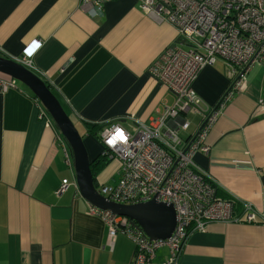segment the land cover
I'll use <instances>...</instances> for the list:
<instances>
[{"label":"crops","instance_id":"obj_1","mask_svg":"<svg viewBox=\"0 0 264 264\" xmlns=\"http://www.w3.org/2000/svg\"><path fill=\"white\" fill-rule=\"evenodd\" d=\"M173 46L191 48L172 25L145 16L137 0H0V52L31 63L74 122L131 128L173 106L174 94L150 75ZM230 88L221 60L193 83L217 112L204 141L209 151L195 162L221 199L252 205L257 222L213 223L191 234L180 264H264V65L226 100ZM32 95L18 83L0 93V264H133V242L89 215L59 132L38 117ZM201 123L196 114L183 140L191 141ZM86 138L94 161L103 149ZM119 170L112 160L98 185H115ZM169 254L160 249L154 264Z\"/></svg>","mask_w":264,"mask_h":264},{"label":"built area","instance_id":"obj_2","mask_svg":"<svg viewBox=\"0 0 264 264\" xmlns=\"http://www.w3.org/2000/svg\"><path fill=\"white\" fill-rule=\"evenodd\" d=\"M137 2L145 16L172 25L191 48L169 47L150 67V75L174 94L173 106H166L149 123L133 121L131 128L120 122L100 124L103 127L98 136L103 153L118 160L120 170L115 185H102L98 191L108 201L122 205L152 200L173 205L177 224L171 238L153 241L127 218L92 206L89 215L103 218L114 233L120 232L134 243L133 264H154L162 248L170 250L163 264H180L182 249L191 234L205 233L213 223L257 222L252 205L221 199L217 187L195 162L199 152L209 151L204 141L217 121V112L206 107L193 83L204 68L221 60L232 95L242 89L247 73L255 65H264V0ZM12 59L32 70L31 63L24 58ZM16 84L0 75V93L15 88ZM259 105L263 110L264 100ZM35 106L38 117L44 119L48 112L36 103ZM188 114L202 115V123L197 136L187 142L181 133L190 127ZM120 131L125 132L127 143H118L115 149L109 147L107 141ZM67 163L71 164L69 159ZM66 189L67 186L61 188Z\"/></svg>","mask_w":264,"mask_h":264},{"label":"water","instance_id":"obj_3","mask_svg":"<svg viewBox=\"0 0 264 264\" xmlns=\"http://www.w3.org/2000/svg\"><path fill=\"white\" fill-rule=\"evenodd\" d=\"M0 75L26 86L48 112L57 129L66 139L72 154L78 192L82 199L103 212H111L114 216L127 218L134 227L143 230L150 240L171 238L177 224L173 205L156 200L137 205H122L108 201L100 194L91 170L93 160L90 159L83 137L46 81L9 56H0Z\"/></svg>","mask_w":264,"mask_h":264},{"label":"trees","instance_id":"obj_4","mask_svg":"<svg viewBox=\"0 0 264 264\" xmlns=\"http://www.w3.org/2000/svg\"><path fill=\"white\" fill-rule=\"evenodd\" d=\"M0 56H3V57H8L7 55L3 54L0 52ZM47 83V82H46ZM47 85L49 86V88L52 90L51 86L47 83ZM53 91V90H52ZM54 93V92H53ZM55 94V93H54ZM58 98V97H57ZM32 99L34 100V102L36 103V105L39 107V108H42L41 104L39 103V101L35 98L34 95H32ZM59 99V98H58ZM60 101V100H59ZM61 102V101H60ZM63 108L65 109V111L67 112V114L69 115L68 111L66 110V107L63 105V103L61 102ZM70 116V115H69ZM71 117V116H70ZM44 119L46 120V122L50 125V127L52 126H55L56 125L54 124L52 118L50 117V115L48 113H46L44 115ZM72 119V117H71ZM72 121L74 122V120L72 119ZM75 124V127L77 128V130L79 131L80 135L83 137V140L86 139L87 136H93L97 141H100V139H98V134H99V130L102 129V126L100 124H91V123H85V124H82V123H79V122H74ZM57 129V127H56ZM58 130V129H57ZM99 131V132H98ZM59 132V130H58ZM59 135L58 138H59V141L60 143L65 147V150H66V153H67V158L66 159H69V161L71 162L70 164V167L72 168V154H71V151H70V147L66 141V139L61 135V133L59 132ZM104 147V146H103ZM104 151V150H103ZM111 159L109 158L108 155H104L101 154L98 158H96L92 165H91V170H92V174L95 178V185L97 187V189L99 190L100 189V186L98 185L97 183V177L106 169V167H108V165L111 163ZM73 169V168H72ZM217 194L218 196H220V192L217 190ZM223 199H226V198H223ZM241 211V210H240Z\"/></svg>","mask_w":264,"mask_h":264},{"label":"clouds","instance_id":"obj_5","mask_svg":"<svg viewBox=\"0 0 264 264\" xmlns=\"http://www.w3.org/2000/svg\"><path fill=\"white\" fill-rule=\"evenodd\" d=\"M101 136H103V133H101ZM118 143H127V136L124 131L117 132L113 138L107 141V145L113 149L116 148Z\"/></svg>","mask_w":264,"mask_h":264},{"label":"rangeland","instance_id":"obj_6","mask_svg":"<svg viewBox=\"0 0 264 264\" xmlns=\"http://www.w3.org/2000/svg\"><path fill=\"white\" fill-rule=\"evenodd\" d=\"M172 48V47H171ZM183 48L185 49V50H189V47L188 46H183ZM18 82V81H17ZM18 85H21V86H24L22 83H20V82H18ZM24 87H26V86H24ZM196 114H188L187 115V117H186V119L189 121V122H192V120H193V118H194V116H195ZM193 123H192V128H193ZM132 132H134V131H132ZM86 139H89V138H86ZM95 143H96V145L94 146V147H96V148H99V146L104 150V147H103V145L100 143V142H98L96 139H95ZM86 145V144H85ZM87 147V146H86ZM72 168H73V161H72ZM134 244V243H133Z\"/></svg>","mask_w":264,"mask_h":264},{"label":"bare ground","instance_id":"obj_7","mask_svg":"<svg viewBox=\"0 0 264 264\" xmlns=\"http://www.w3.org/2000/svg\"><path fill=\"white\" fill-rule=\"evenodd\" d=\"M233 96V94L231 95L230 92L226 93L224 98L227 100L229 98H231Z\"/></svg>","mask_w":264,"mask_h":264},{"label":"snow or ice","instance_id":"obj_8","mask_svg":"<svg viewBox=\"0 0 264 264\" xmlns=\"http://www.w3.org/2000/svg\"><path fill=\"white\" fill-rule=\"evenodd\" d=\"M32 47L35 48V47H38V45L34 43ZM121 136H122V134H121Z\"/></svg>","mask_w":264,"mask_h":264}]
</instances>
